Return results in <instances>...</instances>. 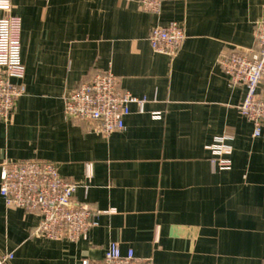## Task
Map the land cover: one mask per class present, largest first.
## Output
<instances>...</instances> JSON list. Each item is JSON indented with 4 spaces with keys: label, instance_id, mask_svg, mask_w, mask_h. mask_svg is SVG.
<instances>
[{
    "label": "crops",
    "instance_id": "0c3cea01",
    "mask_svg": "<svg viewBox=\"0 0 264 264\" xmlns=\"http://www.w3.org/2000/svg\"><path fill=\"white\" fill-rule=\"evenodd\" d=\"M0 19L22 21L26 92L0 118L1 165L43 160L80 184L75 200L94 211L89 239L34 233L39 216L0 194V255L7 264L102 263L111 243L153 264H264V129L239 110L246 89L221 70L223 51L251 49L264 0H0ZM178 22L187 39L171 57L153 50L155 26ZM112 71L140 99L125 127L103 136L66 114L82 81ZM231 147L232 166L214 169L209 148ZM92 178H87L88 166Z\"/></svg>",
    "mask_w": 264,
    "mask_h": 264
},
{
    "label": "built area",
    "instance_id": "2783aa9c",
    "mask_svg": "<svg viewBox=\"0 0 264 264\" xmlns=\"http://www.w3.org/2000/svg\"><path fill=\"white\" fill-rule=\"evenodd\" d=\"M162 0H140L142 10L159 13ZM9 10V3L0 4ZM22 21L17 16L0 19V118L9 121L17 100L26 92L22 80L25 67L21 59ZM154 51L175 57L187 39L185 26L171 22L155 26L149 34ZM221 70L234 86H243L246 94L239 105L241 115L254 126V135L264 129V17L256 24V42L251 49H229L218 59ZM146 99H140L119 86L112 71L94 74L81 82L66 99V114L92 124L91 131L109 136L125 127L131 105L144 111ZM213 153L214 169L227 170L232 166L231 147L224 137H218L209 147ZM87 178H92L88 166ZM80 184L64 178L58 167L49 161H6L1 165L0 194L8 207L20 208L39 216L34 233L56 241L78 243L89 239L92 227L97 225L94 211L75 200ZM14 253L0 255V264H7ZM82 264H153L151 259L138 258L133 251L126 255L118 243H111L102 263L86 259Z\"/></svg>",
    "mask_w": 264,
    "mask_h": 264
}]
</instances>
